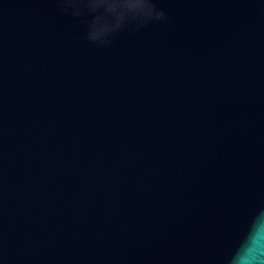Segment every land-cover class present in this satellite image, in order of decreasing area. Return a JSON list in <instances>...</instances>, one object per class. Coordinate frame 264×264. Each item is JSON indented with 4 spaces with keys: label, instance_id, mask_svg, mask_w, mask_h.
<instances>
[{
    "label": "water",
    "instance_id": "1",
    "mask_svg": "<svg viewBox=\"0 0 264 264\" xmlns=\"http://www.w3.org/2000/svg\"><path fill=\"white\" fill-rule=\"evenodd\" d=\"M153 3L0 0V264H227L264 211V0Z\"/></svg>",
    "mask_w": 264,
    "mask_h": 264
},
{
    "label": "clouds",
    "instance_id": "2",
    "mask_svg": "<svg viewBox=\"0 0 264 264\" xmlns=\"http://www.w3.org/2000/svg\"><path fill=\"white\" fill-rule=\"evenodd\" d=\"M57 3L65 12L74 8L78 9V13L73 15H83L86 10L95 13L94 18L87 21L89 31L86 36V39L94 43L96 35L91 34L93 31L96 34L108 33L112 37L122 29L117 25L118 31L109 30L108 25L111 24L112 18L104 9L111 10L116 4L124 3V0H95V2L93 0H57ZM150 7L156 11L157 15L147 21L164 18V13L156 8L153 0H150ZM227 264H264V211L253 219L246 236L228 259Z\"/></svg>",
    "mask_w": 264,
    "mask_h": 264
}]
</instances>
